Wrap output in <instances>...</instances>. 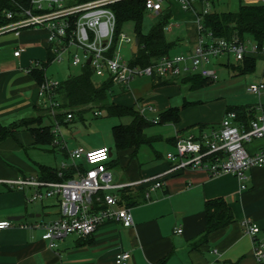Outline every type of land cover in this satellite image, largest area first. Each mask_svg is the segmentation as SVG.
Wrapping results in <instances>:
<instances>
[{
    "label": "crops",
    "instance_id": "0c3cea01",
    "mask_svg": "<svg viewBox=\"0 0 264 264\" xmlns=\"http://www.w3.org/2000/svg\"><path fill=\"white\" fill-rule=\"evenodd\" d=\"M162 13H169L176 21L172 28L180 24L186 26L185 37L171 41L175 42L174 46L181 45L177 53L188 50L196 39L194 11L182 9L176 0H168ZM40 30H0V128H11L19 125L22 119L36 117L43 106L38 95L39 82L28 71L31 66L40 68V63L47 61L45 32H35ZM19 47L24 51L14 56ZM237 64L219 58L209 66L216 71L223 67L232 77L245 75L235 70ZM186 76L159 81L150 77L143 89L131 88L130 84L126 88L120 84L112 86L111 94L114 89L117 91L114 95L117 100L113 103L133 107L142 116L148 111L152 120L169 108L180 109L178 122H158L155 124L168 126L144 132L148 142L137 148H115L109 152L105 164L111 173L118 174L114 183H128L160 173L168 166L165 154L174 150L177 137L198 135L201 131L217 128L229 107L254 108L250 113L252 116L259 112V108L264 110V91L260 94L247 91L249 84L264 79V69L240 90L234 87L238 91L232 92L230 100L223 103L221 115L215 123L200 122L190 115V110L201 107L196 104L202 101L190 95L196 89L185 81ZM38 123L42 124V119ZM263 143L264 139L253 140L247 149L256 151ZM47 146L55 154L51 145H34L32 133L18 127L12 135L0 140V179H38L41 165L59 168L66 160L49 165L30 156V153H47L48 150L44 149ZM75 146L77 144L68 147L66 143V153L62 148L56 149L69 158L67 153ZM101 146L104 145L83 147ZM22 152L31 158L30 161L23 159ZM246 185L245 189H240L237 177L231 173L211 175L204 170L183 169L168 176L164 186L151 191L149 197L145 196L143 187L131 188L138 194L136 202L127 205L123 201L120 205L129 208L132 223L106 220L88 237L70 234L58 239L55 247H49L41 237V229L24 228L20 224L54 220L58 217L56 200L46 198L29 202L34 188L20 190L0 182V220L22 216L13 220V226L0 232V264H115L116 256L122 251L130 253L128 264H257L252 255L251 239L241 222L244 218L251 219L260 227L259 236L264 238V167H252ZM219 197L230 206L234 221L205 233V202ZM178 227H181V233L175 232Z\"/></svg>",
    "mask_w": 264,
    "mask_h": 264
},
{
    "label": "built area",
    "instance_id": "2783aa9c",
    "mask_svg": "<svg viewBox=\"0 0 264 264\" xmlns=\"http://www.w3.org/2000/svg\"><path fill=\"white\" fill-rule=\"evenodd\" d=\"M115 1L117 0H92L72 4L68 0H32V6L23 10L16 19L14 14L7 12L6 18L12 21L0 30L40 28L45 32L52 64L62 62L65 56L73 66L81 67L90 60L89 65L95 78L108 79L113 85L120 84L125 88L132 80L141 76L165 79L195 73L216 80V70L209 66L211 58H231L239 63L246 55L264 54V46L251 44L249 39H240L237 35L230 38L214 37L211 32L206 31L201 20L211 10L210 0H205L201 13L196 10L199 0H176L182 9L195 13L197 36L193 44L186 51L163 55L145 66L131 64L130 58L124 59L120 51L127 45L132 53L136 37L132 38L121 31L116 35V18L110 7ZM167 1L146 0L147 14L160 15ZM242 3L259 4L264 3V0H242ZM172 26L169 23L165 29L171 30ZM22 51L24 49L19 47L14 56ZM58 85V81L45 78L38 85V95L43 107L48 109L49 115L54 119V146L66 148V142L59 138L60 123L56 114H65V121H70L73 115L55 99ZM247 91L252 94L262 93L264 79L249 84ZM148 109L153 111L152 107ZM258 110L247 126L237 123L236 114L229 111L217 128L201 131L198 135L177 137L174 150L165 154L168 166L160 173L136 181L113 182V175L105 164L109 158L106 146L87 149L77 145L68 152L70 162L60 164L57 171L59 180L43 181L19 177L0 179V182L20 190L34 188L28 198L29 202L46 198L56 200L57 218L47 223L38 221L20 224L24 228L41 229L42 239L48 242L49 247H55L58 239L70 234L82 238L90 236L106 220L132 223L129 208L120 205L119 190L145 187V196L149 197L151 191L164 186L168 176L183 169L204 170L211 175L231 173L237 177L240 189H245L248 171L252 167H264V143L256 151L250 152L247 149V145L253 140L264 139V110ZM99 114L100 111L94 112V115ZM157 121L158 117L152 120L154 123ZM241 224L251 239L252 255L256 263L264 264V238L259 236L260 227L249 218H244ZM13 225V220H0V232ZM175 232L181 233V227L176 228ZM129 258L130 253L122 251L116 256L115 264H128Z\"/></svg>",
    "mask_w": 264,
    "mask_h": 264
},
{
    "label": "trees",
    "instance_id": "16d2710c",
    "mask_svg": "<svg viewBox=\"0 0 264 264\" xmlns=\"http://www.w3.org/2000/svg\"><path fill=\"white\" fill-rule=\"evenodd\" d=\"M70 3H84L92 0H68ZM146 0H117L110 7L113 10L116 18V35L121 31V26L127 21H132L135 24L138 40V47L135 53H131L130 63L134 65L145 66L151 64L163 55H168L170 49L175 42L166 39L165 26L171 18L169 13H161L162 20L150 28L147 33L142 32V19L146 14ZM212 3L214 0H210ZM240 4L235 11L216 12L210 10L204 14L201 20L202 26L206 31L212 33L214 37L230 38L237 35L240 39H251L259 47L264 46V3L259 4ZM205 0H199L196 6L198 13H201V7ZM32 6V0H0V28L8 25L12 20L6 18V13L14 14V19L25 9ZM196 30V29H195ZM197 36V33H196ZM52 54L48 50L47 61L40 63L41 67H32L29 69L39 84L46 77V69L51 64ZM256 64L255 56L246 55L242 62L234 66L235 70L240 74L249 73L254 70ZM93 70L88 63L81 66V72L77 75H70L64 81H60L55 89L56 100L65 108L67 112H71L74 117V112L82 113L87 109L100 111L105 108L108 112L115 116H129L131 121L128 124H117L112 127V133L117 150L128 148H137L141 144L148 142L144 130L151 121L147 120L133 107H128L120 104L109 103L108 95L111 94L113 83L108 79L93 80ZM153 80L157 78H152ZM161 78H158V81ZM186 82H190L193 88H199L204 81H213L210 78L202 77L198 74H188L185 77ZM41 113L36 117L22 119L19 125L11 128H0V140L14 133L19 128L29 130L34 137V145H51L53 149L59 146H54L53 142L56 135L53 131V125H42L38 122L44 117L46 112L49 115L48 109L41 106ZM180 109L169 108L160 113L158 122H178ZM232 111L236 114V122L248 125L249 121L254 117L250 115L253 111L246 106H232L226 112ZM44 114V115H43ZM62 113L56 114V118L60 124L68 125L70 121H65ZM61 150L67 152L63 147ZM68 156V153H67ZM41 175L38 178L43 181L59 180L57 176L58 168H48L40 166ZM145 189V187H143ZM142 192V191H141ZM140 194V193H139ZM138 194L132 192L131 188H123L120 195V202L126 201L127 205L134 204ZM205 233L225 227L234 221V215L230 206L223 198H214L205 202Z\"/></svg>",
    "mask_w": 264,
    "mask_h": 264
},
{
    "label": "rangeland",
    "instance_id": "374dc122",
    "mask_svg": "<svg viewBox=\"0 0 264 264\" xmlns=\"http://www.w3.org/2000/svg\"><path fill=\"white\" fill-rule=\"evenodd\" d=\"M240 0H214L211 3V9L215 10L216 12H225V11H235L238 9ZM162 18L160 16H153L151 14H144L142 19V32L147 33L151 27L156 25L160 22ZM176 21L173 18L168 20V23L176 24ZM186 26L180 24L179 27H173L171 30L165 29V36L167 40H176L177 38H183L186 35L185 31ZM36 33L43 32L35 31ZM121 32L130 36L135 37L136 30L135 24L132 21H127L122 24ZM251 44L255 42L249 39ZM181 50V45L178 44L170 49V54H176ZM121 55L124 59L130 58V49L129 46H123L120 51ZM256 64L255 69L252 73H246L245 75H238L232 77L231 74L228 75L226 69L221 67L219 70L217 69V79L214 81H204L203 84L199 88H195L196 90H192L190 95L198 98L196 100L202 101L201 104H196L198 107L197 109L192 108L191 116L199 120L200 122H212L215 123L221 115V110L223 108V103L227 100H230L232 92H237L238 89L240 90L241 87H244L248 84L251 80L255 77L259 76L264 69V56L261 54H255ZM230 63L234 64L235 62L229 58ZM234 62V63H233ZM211 63H216V59L211 58ZM81 72L80 66H73L69 63V59L67 60L66 56L65 59L60 63H53L50 64L46 69V77L56 80L58 82L64 81L70 75H77ZM231 72V71H230ZM232 73V72H231ZM234 78V79H233ZM233 79V81H231ZM93 80H97L93 77ZM149 76H141L132 80L129 84L132 87L137 86L140 87L139 89H143L146 87V82H149ZM257 83V82H256ZM238 88L235 90V88ZM136 89V88H135ZM117 91H113L112 94L108 95L109 103L116 102V95ZM94 109H87L82 113H78L77 111L74 112L73 120L68 123V125L60 124V136L59 138L65 141L68 147H71L74 144H79L82 146H99L104 145L110 151H114L115 149V142L112 133V127L114 125L123 123H129L131 117L129 116H115L108 112L107 109L103 108L100 110L99 115H94ZM41 110H38L37 115H40ZM148 111L144 115L145 118L149 121L152 118L148 117ZM45 114V115H44ZM42 118V124L44 125H53L55 126L54 119L50 115H47L45 112ZM168 126L165 124H150L148 127L145 128L144 132L149 129L150 131H155L157 127L161 126ZM44 149H47V153L43 152H36L30 153L32 159H35L40 162L47 163L49 165H55L61 159L66 160L67 163L70 162L69 158L65 157L60 153V150L55 148L53 154L51 152V147L47 146ZM50 150V152H49ZM38 151V150H37ZM28 153V154H29ZM22 157L26 161H30L28 156L22 152ZM113 179L116 180L118 174L117 172L113 171Z\"/></svg>",
    "mask_w": 264,
    "mask_h": 264
},
{
    "label": "water",
    "instance_id": "95a60500",
    "mask_svg": "<svg viewBox=\"0 0 264 264\" xmlns=\"http://www.w3.org/2000/svg\"><path fill=\"white\" fill-rule=\"evenodd\" d=\"M137 47H138V40H137V38H135V41H134V43L132 45V49H131L132 53L136 52ZM89 62H90V60L87 61L88 64H89ZM29 216L32 217L33 214H30ZM21 218H22V216H11V217H8L9 220H19Z\"/></svg>",
    "mask_w": 264,
    "mask_h": 264
}]
</instances>
